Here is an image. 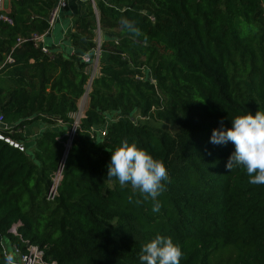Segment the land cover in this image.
Instances as JSON below:
<instances>
[{
  "label": "trees",
  "instance_id": "1",
  "mask_svg": "<svg viewBox=\"0 0 264 264\" xmlns=\"http://www.w3.org/2000/svg\"><path fill=\"white\" fill-rule=\"evenodd\" d=\"M95 8L100 29L118 34L101 43L107 60L53 201L46 195L65 157L66 132L45 130L30 151L0 140V243L24 250L28 242L56 264H140L141 245L159 234L179 244L180 264H211L219 252L231 253L229 264H264V185L250 184L240 167L227 170L234 145L209 139L221 121L230 128L236 115L264 111V0H98ZM121 15L136 21L140 37L123 30ZM94 20L90 5L72 35L73 56H46L28 43L13 50L14 63L0 70L5 124L72 125L87 81L79 56L95 47ZM16 23L0 25V65L18 36L47 28L46 20ZM139 57L150 62L155 85L135 80ZM114 114L145 119L112 118L106 134L92 138L89 129ZM125 139L168 169L159 212L151 199L107 179L111 152Z\"/></svg>",
  "mask_w": 264,
  "mask_h": 264
},
{
  "label": "clouds",
  "instance_id": "2",
  "mask_svg": "<svg viewBox=\"0 0 264 264\" xmlns=\"http://www.w3.org/2000/svg\"><path fill=\"white\" fill-rule=\"evenodd\" d=\"M119 23L123 30L138 38L142 35L136 21L121 15ZM203 102V101H199ZM219 128L211 132L210 143L223 145L232 143L234 151L229 155L225 168L231 171L240 167L248 176L252 185H264V111L255 114L236 115L231 120V127L225 128L223 121ZM107 167V179H115L121 188L130 186L133 194L138 193L145 200L151 199L152 211L159 212L157 200L164 191L170 176L162 160L153 157L148 151L127 139L111 152ZM131 200V197H129ZM139 203V201H137ZM15 251H5L4 264H17ZM183 253L179 244L170 236L157 234L140 247V264H180Z\"/></svg>",
  "mask_w": 264,
  "mask_h": 264
},
{
  "label": "built area",
  "instance_id": "3",
  "mask_svg": "<svg viewBox=\"0 0 264 264\" xmlns=\"http://www.w3.org/2000/svg\"><path fill=\"white\" fill-rule=\"evenodd\" d=\"M6 1L10 0H0V25H5L12 27L14 25L13 19L6 13L4 9V5ZM92 2V7L94 4L93 0H90ZM66 8V0H56V5L52 7L49 10L48 18H47V28L43 33H37V32H31L27 34L26 36H18L16 38L14 47L11 49L9 54L6 56L4 62L0 65V70L6 65H12L14 63V59L12 56V52L15 48L21 46L22 44H31L32 47L35 50H39L41 54L46 56H52L51 51L49 48V45L47 44V39L51 38L52 31L56 25V23L59 20V14L62 9ZM150 21L153 22V18H150ZM96 43V48L93 49V54L91 56V52L83 53L79 56V59L81 63L85 65H90V69L87 70L85 68V73L87 74V81L84 86V93L82 97L80 98L83 102L84 100L88 99V95L92 90V82L93 80L98 76L100 68L98 67L97 63L92 65V59L96 58L98 60V57L100 55V47L102 40L99 38V40ZM72 49V48H71ZM75 55V50L72 49L70 56ZM140 71V75H137L135 77V80L139 82H143L145 80H148L152 85H155V81L151 77L150 70L148 68L142 67L138 68ZM155 109L152 108L151 112H153ZM70 117L73 121V127L74 129L78 127L80 120L84 117V112L81 111L79 108L76 113L71 114ZM115 120H124L128 119L131 123L136 124L138 120H144V117H141L139 115H134L131 117H125L121 115H116L114 117ZM112 121L108 120V118L105 120V123L102 126H95L91 127L88 131V133L91 135L92 138H102L107 131V128L109 127L110 123ZM61 124V122H58ZM5 134L8 135H17L20 138L23 136L22 129L14 130L12 126H9L4 123V119L2 115H0V140L6 142L8 145L19 149L20 151H23V146L19 141H13L11 138L6 137ZM69 139V138H68ZM61 180V173L59 169L54 174L52 178V184L48 190V193L46 195L47 201H53L56 194H57V186ZM19 227V224L14 225L11 230L9 231L13 236H18L17 234V228ZM24 244V250H21L19 247L15 245H9L8 242L5 239H2L0 245H1V254L4 258L5 251H15L16 252V259L17 264H56L54 261H49L45 258V252L44 249L39 248L36 245H32L28 242H23Z\"/></svg>",
  "mask_w": 264,
  "mask_h": 264
},
{
  "label": "crops",
  "instance_id": "4",
  "mask_svg": "<svg viewBox=\"0 0 264 264\" xmlns=\"http://www.w3.org/2000/svg\"><path fill=\"white\" fill-rule=\"evenodd\" d=\"M21 1V3H19ZM24 0H10L6 1L4 9L6 13L12 18L14 16L13 22L21 20L25 24H30L31 22H37L46 20L48 18L49 10L56 5V0H49L46 2L44 0H35L33 2L24 4ZM85 12V0H66V8L62 9L59 14V20L55 25L54 30L52 31L51 38L49 40L50 51H56L55 53H61L59 48L62 46L68 47L67 53L62 54V56H70L72 49L71 44L69 43L70 36L75 34L77 20L80 17L84 16ZM15 19V21H14ZM36 26V25H31ZM27 27V26H26ZM21 30L25 28V25L20 26ZM28 34V32H24ZM22 36V35H20ZM62 45V46H61ZM72 48V49H71ZM99 75V74H98ZM0 77H5V71L0 73ZM49 127L48 124L44 123L42 119H38L30 124L23 126L21 129L25 136H22L26 139L25 142H22V146L27 151H30L34 147V141L39 137L46 128ZM20 129V130H21Z\"/></svg>",
  "mask_w": 264,
  "mask_h": 264
},
{
  "label": "rangeland",
  "instance_id": "5",
  "mask_svg": "<svg viewBox=\"0 0 264 264\" xmlns=\"http://www.w3.org/2000/svg\"><path fill=\"white\" fill-rule=\"evenodd\" d=\"M94 1V4L98 1V0H93ZM91 5V8H92V2L90 1V0H85V12H84V16L86 15V13H87V10L89 9V6ZM80 19V17L78 18V20ZM77 20V21H78ZM15 23V22H14ZM93 27H94V30H93V34H94V39H93V43H94V45H95V47H94V49L96 48V43L95 42H97L98 40H99V38L103 41V40H105V39H110V38H112V37H116L117 36V34H118V31L117 30H115V31H113V30H110V29H108V30H101L100 29V25L99 24H97L96 23V21L94 20V23H93ZM55 28V27H54ZM54 30V29H53ZM55 30H56V28H55ZM76 33H77V25H76V31H75V35H76ZM0 37H2L1 36V34H0ZM72 42V36L69 38V43H71ZM47 44H49V40L47 39ZM62 46V45H61ZM68 48V47H67ZM67 48L66 47H64V46H62V48L60 47L59 48V50L61 51L62 50V54H66L67 53ZM93 50V49H92ZM91 49H90V51L89 52H91V56H92V54H93V51H92ZM56 51H58V50H56ZM56 51H53V50H51V55L52 56H54V55H61V53H55ZM107 54L105 53V52H100V55H99V57H98V60L96 59V58H93L92 59V65H94L95 63H97V65H98V67H100V65L101 64H105L106 63V60H107ZM131 62V61H130ZM138 63L137 64H142V67H145V68H147V67H149L150 66V62L149 61H147L145 58H143V57H139V59H138V61H137ZM132 64H133V61L131 62ZM90 66V65H89ZM88 65H86V69L87 70H89L90 69V67H89ZM88 102H89V100L88 99H86V100H84L83 102L81 101V99H79V101H78V103H77V107L81 110V111H83L84 113H85V111L87 110V108H88ZM115 117V114H114V116H107V118H108V120H111V118H114ZM74 121V120H73ZM49 126V125H48ZM47 130H50V129H54V130H57V129H59V130H62V131H64V132H66V137L67 138H70V136L73 134V132H74V130H73V123H72V125H69V124H63V123H61V124H59V123H55V124H53V125H51V126H49V127H47L46 128ZM45 131V130H44ZM43 131V132H44ZM23 136H25V133H23ZM26 141V139L25 138H21V140L19 141V143H21V145H22V142H25ZM68 143H69V140H68ZM67 144V143H66ZM68 146H69V144H68ZM25 149H26V147H25ZM27 150V149H26ZM230 256H232L231 255V253H229V252H219V253H216V254H214L213 255V257H212V261H211V264H229L230 262H231V257Z\"/></svg>",
  "mask_w": 264,
  "mask_h": 264
},
{
  "label": "water",
  "instance_id": "6",
  "mask_svg": "<svg viewBox=\"0 0 264 264\" xmlns=\"http://www.w3.org/2000/svg\"><path fill=\"white\" fill-rule=\"evenodd\" d=\"M93 12H94V14H95V21H96L97 24H99V23H98V15H97V11H96V8H95L94 5H93ZM73 130H74V132H75L74 127H73ZM74 132H73V134L70 136V138L68 139V140H69V146L66 148V151H65V157L62 159V161H61V163H60V165H59V168H58V169H59L60 173H62V168H63V165H64V161H65V158H66V156H67L68 150H69V148H70V143H71V141H72V139H73Z\"/></svg>",
  "mask_w": 264,
  "mask_h": 264
},
{
  "label": "bare ground",
  "instance_id": "7",
  "mask_svg": "<svg viewBox=\"0 0 264 264\" xmlns=\"http://www.w3.org/2000/svg\"><path fill=\"white\" fill-rule=\"evenodd\" d=\"M68 144H69V143H68ZM67 147H68V145H67ZM67 147H66V148H67Z\"/></svg>",
  "mask_w": 264,
  "mask_h": 264
}]
</instances>
